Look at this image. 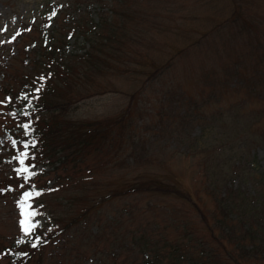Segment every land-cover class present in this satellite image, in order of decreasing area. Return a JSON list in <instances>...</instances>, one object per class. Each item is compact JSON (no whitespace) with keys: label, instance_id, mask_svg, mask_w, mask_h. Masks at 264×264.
I'll use <instances>...</instances> for the list:
<instances>
[{"label":"rangeland","instance_id":"rangeland-1","mask_svg":"<svg viewBox=\"0 0 264 264\" xmlns=\"http://www.w3.org/2000/svg\"><path fill=\"white\" fill-rule=\"evenodd\" d=\"M46 1L0 0V46L19 40L22 23L37 16ZM101 2L106 13L117 9L113 24L119 39L111 36L112 46L104 47H114L116 57L68 88L80 100L67 117L78 123L108 121L129 109L132 123L105 145L109 153L103 159L91 155L89 164L56 162L55 168L59 154L49 159L47 151L36 159L34 178L23 183L15 181L22 171L4 162L13 139L0 128V247L22 236H31L34 245L39 236L61 229L22 264H112L119 245V260L135 264L134 250L124 246L134 232L178 240L185 238L186 223L193 236H207L208 223L192 201L134 191L141 182L161 179L183 188L211 215L210 223L217 206L211 180L239 193L264 192V0ZM93 6L96 16L99 6ZM238 6L241 15L234 20ZM79 25L86 29L89 23L80 19ZM77 34L69 48L82 51L83 37ZM29 41L30 35L22 37L20 48ZM15 50L2 56L0 71L27 70L22 51L5 67ZM4 116L0 111V122ZM7 182L13 186L4 189ZM25 192L40 195L25 199ZM25 221L35 225L29 232ZM216 245L222 264H234L225 247Z\"/></svg>","mask_w":264,"mask_h":264},{"label":"trees","instance_id":"trees-1","mask_svg":"<svg viewBox=\"0 0 264 264\" xmlns=\"http://www.w3.org/2000/svg\"><path fill=\"white\" fill-rule=\"evenodd\" d=\"M101 1L84 0L68 3L47 0L37 16L29 22L22 23L19 40L0 46L2 60H4L2 56L8 54V51L11 50L13 53L14 49H17L6 62V68L11 67V59L17 57L21 51L27 55L25 59L28 68L21 74H18L19 71L11 73L6 69L0 71V93L2 94L0 111L5 114L0 122V128L5 129L8 137L13 139L7 150L8 154H3L7 159L4 162L11 163L12 171L28 168V172L22 171L23 175L15 181L23 183L33 179L34 175L29 173L36 174L37 171L34 169L38 162L36 159L41 160L49 151V159L52 155L59 154L53 160L55 168L68 161L89 164L87 157L91 155L103 159L104 155L109 153L106 152L105 145L115 138V134L117 137L125 134L132 123L129 109H125L117 118L108 121L90 120L78 123L67 117L77 108L80 100L77 98L78 93L76 96L75 92L69 91L71 86L86 77L92 68L102 69L103 65L109 67L113 64L112 58L116 57L114 47H112L113 50L107 51H104L107 49L104 47L112 46L111 36L119 39L113 24L116 18L114 12H117V9L112 8L111 13H106L102 9L104 7ZM111 1L113 3L115 0ZM94 3L99 6L96 16L90 13V8L97 9L94 8ZM239 7L234 10L232 16L234 20L241 15ZM63 12L66 13L64 19L69 20L66 24L60 22ZM84 12L88 13L87 18ZM80 19H84L85 24L89 23L86 29L79 25ZM73 24L80 30L71 29ZM32 29L37 30L35 32L37 35L32 33ZM106 29L109 31H105ZM60 32H65V35L58 37ZM76 32L83 37L82 51L74 47L69 48ZM25 35H30L31 41L26 42L25 47L21 49L20 43ZM101 123H103L102 127ZM25 124L28 125L27 128L24 127ZM21 153L26 155L22 157ZM28 156H30V162L26 161ZM21 161L23 163L20 164ZM56 162L59 165H55ZM218 181L221 180H211L209 183V192L217 204L212 215L215 219L214 223L208 221L211 215L208 217L192 195L176 184L155 179L135 185L132 188L134 191L154 190L192 201L191 203L201 212L204 221L208 223V234L193 236V232L186 223L183 233L186 239L170 240L145 232H134L129 241L124 240L126 250L127 248L134 250L132 262L135 264H222L216 245L218 244L225 247L227 261H233L234 264H247L250 261L264 264V192L259 190L254 193H239L223 187L225 182ZM6 184L4 189L13 186L12 182ZM60 231L61 229L50 230L39 236L36 238L35 247L32 245L33 241L30 242L31 236H22L20 241H12L0 247V257H5L8 260L7 264H22L37 248L54 240ZM120 248L122 249L119 245L117 250L112 251L110 262L130 264L129 261L119 260L122 254ZM2 263L0 261V264Z\"/></svg>","mask_w":264,"mask_h":264},{"label":"snow or ice","instance_id":"snow-or-ice-1","mask_svg":"<svg viewBox=\"0 0 264 264\" xmlns=\"http://www.w3.org/2000/svg\"><path fill=\"white\" fill-rule=\"evenodd\" d=\"M13 39H15V37H13ZM37 91H39V89H37ZM24 127L27 128L28 125L25 124ZM25 155H26V153H21V156H22V157L25 156ZM21 162L23 163V161H21ZM22 171H23V172H28V168L25 167V168L22 169ZM29 175H35V173H29ZM32 195L39 196L40 193H39V192H25V193H24V197H25V199L31 197ZM23 207H24V205L22 204V208H23ZM25 215H26V216H31V215H35V213H28V212H25ZM24 223H25V229H24L25 232H29V231L31 230V228L35 226V225H31V224H29L27 221H25ZM33 246L35 247V245H33Z\"/></svg>","mask_w":264,"mask_h":264}]
</instances>
